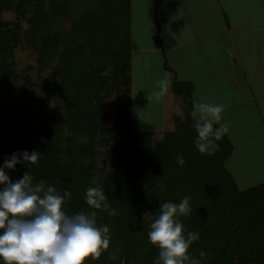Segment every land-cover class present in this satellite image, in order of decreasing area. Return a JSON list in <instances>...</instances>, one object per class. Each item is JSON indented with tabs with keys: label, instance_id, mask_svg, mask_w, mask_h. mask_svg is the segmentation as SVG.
Listing matches in <instances>:
<instances>
[{
	"label": "trees",
	"instance_id": "trees-1",
	"mask_svg": "<svg viewBox=\"0 0 264 264\" xmlns=\"http://www.w3.org/2000/svg\"><path fill=\"white\" fill-rule=\"evenodd\" d=\"M30 1L0 0V15L13 9L22 17L24 5ZM76 2L81 4L73 14L71 32L81 40V54H76V59L58 60L56 67H61L65 88L58 85L55 91L51 84L45 85L46 94L52 92L58 101H65L61 107L63 126L69 136L60 146L58 135L62 125L61 118L56 117L23 135L12 124L0 130V164L14 151L41 153L36 164L26 162V167L21 164L15 170H7L10 179H19L27 170L33 181L43 179L55 185L61 194L68 189L69 214L89 211L83 200L84 190L93 183L101 186L115 212L110 215L107 210H95L97 224H107L110 229L109 247L97 257L96 264H153L158 250L147 239L148 221H143L142 213L155 212L161 201L178 202L184 195L190 197L191 210L180 219L186 229L200 233L189 251L201 264H264V182L244 189L234 184L222 169L230 152L225 136L217 141L219 148L211 155H202L194 147V131L182 132L177 128L173 140L153 143L151 132L130 129V0ZM84 6L92 10L83 11ZM33 24V29L21 30L17 22L9 23L0 17V74L4 78L14 75L7 59L17 43H39L32 50L40 59L54 54L47 50V38L39 40V21L36 19ZM163 66L171 72L165 61ZM116 76L123 80L127 97L117 95L113 100L115 119L108 126L102 106L108 92L116 86ZM24 78L30 85L29 78ZM171 85L174 93L189 97V85L175 80ZM65 90L73 95L65 96ZM185 101L189 108L191 103ZM113 130L125 134L124 138L104 137ZM80 138L87 143L79 142ZM95 138L105 148L103 153L95 148ZM112 143L119 149L110 157V170L104 162L97 167L98 157H108ZM177 153L183 156V165L177 164ZM201 251L205 253L203 258L199 257ZM121 259L123 263L119 262Z\"/></svg>",
	"mask_w": 264,
	"mask_h": 264
},
{
	"label": "rangeland",
	"instance_id": "rangeland-1",
	"mask_svg": "<svg viewBox=\"0 0 264 264\" xmlns=\"http://www.w3.org/2000/svg\"><path fill=\"white\" fill-rule=\"evenodd\" d=\"M75 1L31 0L24 5V15L22 17L13 9L1 13L0 17L3 21L17 22L21 30L33 29L31 26L34 25L33 23L37 19L40 25L39 28H41L39 32H36L40 34L39 40L47 38L49 40L47 50L54 54H45L43 59L38 58V54L32 49L39 43L33 45V47L20 42L13 48L12 55L7 61L11 62L10 70L14 75L4 78L0 74V130H5L8 125L12 124L14 129L23 135L27 131L45 126L47 122H53L55 117L61 118L62 130L58 135V143L60 146L65 144V137L69 136L66 127L63 126L64 114L61 107L65 104V101H58L57 96H54L55 94L52 96V92L46 94L45 85L51 84L55 91L58 85L65 88V78L61 75V67H56L59 66L58 60H60V57H63L62 61H64V58L72 60L76 54L77 57L81 54L80 51V53L78 52V44L81 43V40L75 38L71 32L73 14L77 12V5L81 4L80 2L75 3ZM174 1L130 0L127 41L130 46L129 50H131L133 70L130 73L132 85L129 126L131 124L133 129L151 130L155 135L163 129V125L164 128L167 126L165 119L169 120L173 113L179 111L180 97L174 94L171 88L172 85H170V89L164 87L163 91H161V88L152 91L153 87L149 84L151 81H148V78L147 80L143 79L145 73L142 71L143 68L149 66L150 68L146 70L148 74L152 70L151 59L160 57V54H167L164 49L165 44L163 45L165 37L160 36L159 33V20L163 14L159 11L167 12L170 10L171 2ZM82 9H84L83 11H90L92 7L84 6ZM164 21H161L162 24H164ZM148 63L150 64L148 65ZM104 74H108L107 71ZM25 76L29 78L30 85L26 84ZM114 81L116 86L108 92L107 101L102 106V110L108 117L106 122L108 126L112 125L115 119L113 100L117 95L127 97L123 80L116 76ZM156 83L158 84L157 80ZM196 83L202 86L203 82L197 81ZM138 84H141L148 91L143 94ZM197 84L195 85L196 89L193 97L204 100L202 96H199L200 91ZM235 89H237V86H235ZM64 95L70 97L73 94L72 91L67 90L66 92L65 90ZM157 97L160 99H157ZM193 99L185 96L184 100H188L192 104ZM224 103L226 104L222 116L224 120L230 122L229 132L224 135L230 143V155L223 160L222 169L226 171L227 164L234 163L232 157L236 153L240 155L241 151L245 152L246 159L240 158L237 160L235 171L232 172L237 187L243 189L264 180V116L261 113L264 112V107L261 106L260 109L256 108V110L248 106L247 108L238 107L242 111V114H240L236 107L238 106L237 102L233 103L232 101L229 103L228 101ZM252 103L253 101H251ZM123 113L120 112V114ZM230 113H234V115ZM121 133L113 130L108 136L104 135V137L115 136L118 139H123L125 134ZM78 140L81 143H87L86 139L80 138ZM157 140L152 139L153 143ZM94 145L100 152L105 151L104 147L99 146L97 138L94 139ZM118 149L116 143H112L109 146L110 153L108 157H98L97 167H101L102 162H104L105 168L110 170V157L115 156ZM255 149L260 153L257 158H255ZM261 165L262 168H260ZM118 258L119 253L116 251L115 259ZM96 260L92 261V264H96ZM119 262L123 263V259Z\"/></svg>",
	"mask_w": 264,
	"mask_h": 264
},
{
	"label": "clouds",
	"instance_id": "clouds-1",
	"mask_svg": "<svg viewBox=\"0 0 264 264\" xmlns=\"http://www.w3.org/2000/svg\"><path fill=\"white\" fill-rule=\"evenodd\" d=\"M161 91L165 81H158ZM223 103L193 99L190 115L195 135L193 144L200 154L211 155L219 148L222 136L228 134L230 122L223 119ZM37 150L14 151L0 164V264H92L109 247L110 229L97 224L96 211L113 214L101 186L93 183L84 190L83 200L89 211L66 210L71 197L68 189L59 192L43 179L33 181L26 170L19 179H10L7 170L17 165L36 164ZM183 165V156L176 154ZM190 197L178 202L164 200L155 212L142 213L148 221L147 239L157 251L153 264H201L189 251L200 233L185 228L180 217L190 213ZM205 256L204 251L199 257Z\"/></svg>",
	"mask_w": 264,
	"mask_h": 264
},
{
	"label": "crops",
	"instance_id": "crops-1",
	"mask_svg": "<svg viewBox=\"0 0 264 264\" xmlns=\"http://www.w3.org/2000/svg\"><path fill=\"white\" fill-rule=\"evenodd\" d=\"M159 13H163L159 20V33L165 37L163 45L167 54L151 59L153 65L148 74L146 70L149 66L142 71L145 73L143 79L151 81L152 91L161 88L156 80H164V87L168 89L175 80L189 85L188 98L193 99L196 82L202 81L204 85L197 84V87L199 96L205 102L225 105L224 102L233 101L237 102V108L248 106L254 110L264 107V0H175L171 2L170 10H160ZM130 52L129 99L132 85L130 73L133 70ZM164 61L171 72L164 68ZM138 85L143 94L148 91L141 84ZM174 94L180 97L179 111L173 113L169 120L165 119L167 126L164 128L163 125L158 134L147 129H133L131 124L130 129L149 131L153 140L158 139L156 142L173 140L177 128L182 132H193V118L190 115L192 104L188 108L183 94ZM261 113L264 116V112ZM254 151L257 158L260 153L257 149ZM240 158L246 159L245 152L241 151L240 155L236 153L232 157L234 163L226 167L235 185L232 172Z\"/></svg>",
	"mask_w": 264,
	"mask_h": 264
}]
</instances>
